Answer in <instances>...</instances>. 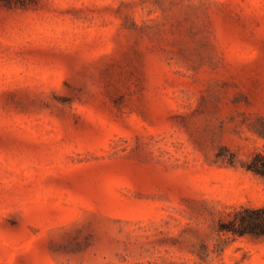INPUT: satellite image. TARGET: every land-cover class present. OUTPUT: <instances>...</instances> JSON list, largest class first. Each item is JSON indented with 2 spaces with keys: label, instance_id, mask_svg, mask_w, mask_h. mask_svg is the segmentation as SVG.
<instances>
[{
  "label": "rangeland",
  "instance_id": "obj_1",
  "mask_svg": "<svg viewBox=\"0 0 264 264\" xmlns=\"http://www.w3.org/2000/svg\"><path fill=\"white\" fill-rule=\"evenodd\" d=\"M134 44L140 113L63 80ZM264 0H0V264H264L220 228L264 200Z\"/></svg>",
  "mask_w": 264,
  "mask_h": 264
},
{
  "label": "trees",
  "instance_id": "obj_2",
  "mask_svg": "<svg viewBox=\"0 0 264 264\" xmlns=\"http://www.w3.org/2000/svg\"><path fill=\"white\" fill-rule=\"evenodd\" d=\"M145 79L140 50L134 44L115 46L63 80L55 98L60 105L58 115L66 116L74 101H82L90 80L97 82L118 108L128 107L140 113L144 105L142 87ZM243 165L245 171H250L264 184V154L254 153ZM220 228L252 241L264 240V200L257 204L244 201L228 207L221 214Z\"/></svg>",
  "mask_w": 264,
  "mask_h": 264
}]
</instances>
